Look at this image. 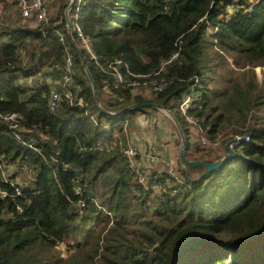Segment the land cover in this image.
Returning a JSON list of instances; mask_svg holds the SVG:
<instances>
[{
    "label": "trees",
    "instance_id": "trees-1",
    "mask_svg": "<svg viewBox=\"0 0 264 264\" xmlns=\"http://www.w3.org/2000/svg\"><path fill=\"white\" fill-rule=\"evenodd\" d=\"M68 2L54 0L57 16L41 24L21 17L0 24V113H18V133L36 141L35 149L16 142V130L0 119V164L26 165L34 174L26 187L7 175L21 185L16 195L0 168L9 193L0 198V264H169L187 240L256 232L264 223V167L243 157L264 165V75L256 71L264 67V0H84L77 23L96 61L74 31L69 38ZM175 51L177 59L161 69ZM114 60L134 84L102 83L112 77L100 68ZM52 66L63 77L55 87L43 76ZM195 77L189 113L202 119L212 142L225 139V154L202 162L222 161L235 135L249 139L211 169L185 166L181 185L147 190L123 156L124 124L156 111L145 103L162 105L179 122L186 158L194 161L203 149L191 143L179 104ZM154 81L165 88L155 90ZM64 89L72 102L51 111V92ZM151 175L169 181L165 173ZM174 264H264V232L240 246L201 243Z\"/></svg>",
    "mask_w": 264,
    "mask_h": 264
},
{
    "label": "built area",
    "instance_id": "built-area-1",
    "mask_svg": "<svg viewBox=\"0 0 264 264\" xmlns=\"http://www.w3.org/2000/svg\"><path fill=\"white\" fill-rule=\"evenodd\" d=\"M15 3L16 7L19 9L21 17L23 20H34L35 24H41L43 22H46L48 19V6L46 0H11ZM69 1V0H68ZM84 3V0H73V4L70 7V9H66L65 12L69 19V29H68V35L69 38L72 40L71 31H74L76 36L80 39L84 49L86 52L90 55L93 60L96 61V57L91 50L87 38L84 37L82 30L80 29L77 19H78V12L81 8V5ZM252 6L250 5L248 9H250ZM65 14V16H66ZM2 16V6L0 1V19ZM68 26V23H67ZM60 40L64 41V36L62 34H59ZM178 51H175L171 54L170 58L166 61H163L161 63V69L169 62L177 59ZM120 63L119 60H114L113 62H110L107 68L101 67L100 69L106 74L112 77V82L109 83V80L107 78H104L102 83L107 87L110 84L113 87H118L120 84L127 85V84H134L133 83H127L126 80H124V77L122 73L118 69V64ZM72 61L71 57L68 54L65 59V71L67 73H71L72 71ZM53 66L49 68V70H52ZM264 71V67L258 66L256 67V71L258 76L260 77L261 74H259V71ZM69 77H66L64 80L67 81ZM198 79L197 77L194 78V82L191 85L190 91L185 95V97L182 99V101L179 104V111L181 115L184 117L189 130L191 132V138L190 141L193 144H196L200 147H207L212 143H218L219 138L216 139V141L212 142L209 138V135L207 131L204 129L202 125V119L199 117L189 113V108L192 105V100L195 96V84L197 83ZM146 84V82H145ZM155 90L161 91L165 88L166 82L160 81V82H150L149 83ZM72 93L68 89H64L62 92H58L57 90H53L50 94L49 98V109L51 111H54L57 109V107L60 105V103L63 100H67L68 102H72ZM167 114V113H166ZM0 119L9 123V125L16 130L15 138L16 142L20 143L21 145L35 149L36 141L32 137H21L19 132V121L21 120V116L18 113L11 112V113H0ZM154 121V120H153ZM127 123L124 124V132L126 134V141L124 145L122 146V152L123 156L126 158L127 164L132 172L135 173V178L138 181V183L144 187L147 190H151L153 192H161L164 191V189L170 185L171 183H174V185L178 186L181 185L183 182V176H184V168L185 166L177 163L176 161H171L163 156H161L158 152H155L153 150L146 152L145 154H141L140 149L136 143L132 139V137L129 138L127 134ZM153 128H156L155 121L152 122L151 125ZM249 137L247 134L243 135H235L227 144L231 148L234 144L244 140H248ZM159 164L162 168V171H158L155 173H165L167 175V181L166 183H162L159 180L158 175L152 176L148 168ZM1 165V164H0ZM7 165H1L0 168L2 169V180L5 182H9L14 187V194L19 195L21 193V185H14L13 182L9 181L7 178V175L4 173L3 168ZM152 176V178H151ZM9 196V193L2 189L0 186V198L5 199ZM81 205L83 203H80Z\"/></svg>",
    "mask_w": 264,
    "mask_h": 264
},
{
    "label": "rangeland",
    "instance_id": "rangeland-1",
    "mask_svg": "<svg viewBox=\"0 0 264 264\" xmlns=\"http://www.w3.org/2000/svg\"><path fill=\"white\" fill-rule=\"evenodd\" d=\"M46 2H47L48 9L50 7H52L53 3L51 2V0H46ZM15 14H16V16L18 15L17 11H15ZM3 22H5V21H3ZM47 71L43 76L45 77V79L49 83L52 84V86L53 85L57 86V85L61 84L60 82L63 80V77L61 74L58 75L49 69ZM259 74L264 75V71L260 70ZM31 80L32 79H30V81ZM55 86H53V87H55ZM145 93H146V95H148L149 90L148 91L146 90ZM148 112H150L149 114H151V113L154 114L155 117L158 116L157 118H158L159 124L162 126V130H164V133L162 134V136L157 137L154 128H149L148 127L149 125L146 126L147 124H144L142 119L141 120L138 119L137 115L142 114V113H138L128 120L127 134L129 136V138L134 135L136 138H139V140H141L142 142L145 140V138H147L152 145L153 141L155 139L161 140V142L164 144L163 137L165 135H168V136L173 135L172 138L175 139L176 150H178L180 147V145L177 144L178 131H177L175 125L173 124L171 118L168 116V114H166L164 111H161L158 109H156V111H153L150 109L147 112H145V114H147ZM155 112H157V114ZM154 120H155V118H154ZM155 121H157V120H155ZM133 122H134V124H133ZM139 127H144L145 129L143 130V129H140ZM125 137H126V135H125ZM224 140L225 139H223V140L220 139L218 143H212L207 147L198 146V148L203 149V150H202V152H195L193 154L194 161H203V160H207L208 158H212V157H210L212 152L220 151L221 153L223 152L225 154V147H224L225 141ZM179 142H180V139H179ZM150 143H149V145H150ZM213 154H214L213 156L216 157L217 153H213ZM148 169L150 171L153 170L152 167H150ZM3 171L6 175L16 177L17 181H19L25 187L30 184L32 177L34 175L32 172L33 170L31 168L27 167L26 165L19 164V163H11L8 166H4ZM60 248L62 250H64V245L62 244L60 246Z\"/></svg>",
    "mask_w": 264,
    "mask_h": 264
},
{
    "label": "water",
    "instance_id": "water-1",
    "mask_svg": "<svg viewBox=\"0 0 264 264\" xmlns=\"http://www.w3.org/2000/svg\"><path fill=\"white\" fill-rule=\"evenodd\" d=\"M73 4V0H69L68 2V7L66 8L67 10L70 9V7L72 6ZM66 10V11H67ZM66 14V12H65ZM66 18H67V23H68V29L70 28L69 27V19H68V16L66 14ZM78 56H79V59H80V63L89 79V83L91 85V89H92V93H93V97H94V100H95V103L97 104V106L101 109L100 105H99V100H98V97L96 95V92H95V86H94V83H93V80L88 72V69L86 67V64H85V61L82 57V54L81 52L78 50ZM135 104L131 105V106H128L124 109H122L120 111L121 112H124L128 109H131L132 107H134ZM145 107H152V108H155V109H158V110H161V111H164L165 113L168 114V116L171 118L173 124L175 125L177 131H178V134H179V139H180V147H179V157H178V160H179V163L184 165V166H190V165H195V164H202L204 165L207 170L208 169H211L215 166H218L219 164H221L228 156H231V155H236L233 151H230L229 154L222 160V161H219V162H214V163H205V162H202V161H189L187 158H186V138L181 130V127L179 125V122L177 121V119L175 118V116L172 114V112H170L168 109L164 108L162 105L156 103V102H149V103H145L144 104ZM105 113L107 114H111V112H108V111H105ZM245 160H247L248 162L250 163H254V164H257L259 166H262L264 167V165L254 161V160H251L249 158H246V157H243ZM264 232V223L261 225V227L254 233L250 234V235H247L245 237H238V238H233V239H228V240H222V241H213V240H210L206 237H197V238H193V239H190V240H187L185 241L184 243L180 244L177 248H175V250L173 251L172 255H171V258L169 260V264H174L175 263V260L176 258L186 252L188 249H191L201 243H204V242H210L212 244H217V245H220V246H240V245H243V244H246V243H249L251 241H253L255 238H257L258 236H260L262 233Z\"/></svg>",
    "mask_w": 264,
    "mask_h": 264
},
{
    "label": "crops",
    "instance_id": "crops-1",
    "mask_svg": "<svg viewBox=\"0 0 264 264\" xmlns=\"http://www.w3.org/2000/svg\"><path fill=\"white\" fill-rule=\"evenodd\" d=\"M1 1V6H2V16L0 19V24L2 23L4 24H10L12 22H15L19 17H21L20 11L19 9L16 7L15 3L11 0H0ZM54 0H51V2H53ZM15 11H17L18 15L16 16ZM19 16V17H18ZM57 16V6L52 5V7H50L48 9V18H55ZM22 18V17H21ZM23 20V19H22ZM5 21V22H3ZM150 112H148L147 114L142 113L137 115L138 119H142L144 124H147L146 126H148L149 128H153L152 122L156 123V128H154L155 133L157 135V137L162 136V134L164 133V130H162V126L159 124L158 121V116L155 117L154 114H149ZM157 114V112H155ZM149 114V115H148ZM155 118V120H154ZM154 120V121H153ZM134 124V122H133ZM140 129H145L144 127H139ZM173 135H165L163 137V141L164 144L161 142V140H157L155 139L153 141V144L151 145V143L149 142V140L147 138H145V140L142 142L141 140H139V138H136L134 135L132 136V139L134 141H136L141 154H145L148 151H155L158 152L161 156H163L164 158L171 160V161H176L177 163H179L178 157H179V149L176 150V144H175V139L172 138ZM150 143V145H149ZM178 144V143H177ZM180 145V143L178 144ZM213 153H217L216 156H223V152L221 153L220 151L218 152H212L210 157H214ZM153 172H157V171H162V168L159 164H156L154 166H152Z\"/></svg>",
    "mask_w": 264,
    "mask_h": 264
}]
</instances>
